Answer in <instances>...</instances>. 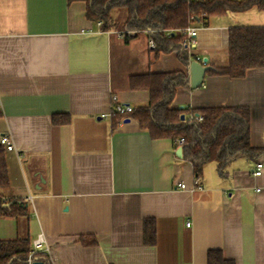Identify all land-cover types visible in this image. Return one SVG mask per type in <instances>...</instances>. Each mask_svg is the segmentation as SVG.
Returning <instances> with one entry per match:
<instances>
[{
	"label": "crops",
	"instance_id": "crops-1",
	"mask_svg": "<svg viewBox=\"0 0 264 264\" xmlns=\"http://www.w3.org/2000/svg\"><path fill=\"white\" fill-rule=\"evenodd\" d=\"M109 17L115 28L104 31L81 1L0 0V140L13 145L2 199L27 208L0 217V241L31 243L40 233L53 264H207L209 250L264 264V68L233 79L207 69L194 88L188 71L196 58L225 67L230 30L264 27V10L204 19L194 24V47L167 50L148 45L154 31L127 30L125 8ZM175 72L187 85L172 109L246 108L249 144L261 152L220 170L207 162L197 177L176 140L152 139L134 118H101L112 96L147 105L149 92L131 89L133 77ZM60 115L69 123L54 125ZM150 218L157 235L148 247L141 231ZM88 236L95 245H83Z\"/></svg>",
	"mask_w": 264,
	"mask_h": 264
},
{
	"label": "trees",
	"instance_id": "trees-1",
	"mask_svg": "<svg viewBox=\"0 0 264 264\" xmlns=\"http://www.w3.org/2000/svg\"><path fill=\"white\" fill-rule=\"evenodd\" d=\"M81 1L86 4V17L100 22L104 31L115 28L109 17L115 8H125L128 20L124 26L127 30L145 32L149 29L155 49L180 48L184 39L182 29L190 22L202 23L209 17L231 13L246 12L251 8L264 10V0H67ZM225 67L209 68L208 73L226 75L230 78H242L250 69L264 68V27L232 28L228 38ZM158 45V46H157ZM187 85L183 73H161L135 76L131 89L149 92L146 106L133 108L129 114L114 113L113 104L110 118L117 124L125 116L138 121L141 129L147 130L152 139L163 137L177 140L183 139L182 150L185 160L193 163L194 174L200 176L201 167L207 162H216L220 170L224 163L236 155L251 157L261 152L251 147L249 137V111L246 108H205L188 111L172 109L171 101L177 87ZM180 115L184 117L180 119ZM192 116H201L202 121L189 120ZM54 125L68 124L65 115L53 116ZM9 187L6 166V151L0 145V217H20L26 214L24 203L3 201V192ZM5 204H8L5 206ZM142 243L151 247L156 243V226L154 219H144L142 223ZM92 237H81L85 246L96 244ZM86 239L91 242H86ZM88 240V241H89ZM29 240L0 241V264H26L30 254ZM35 261L45 263L41 254ZM207 264H234L223 259L219 250H209L206 255Z\"/></svg>",
	"mask_w": 264,
	"mask_h": 264
},
{
	"label": "built area",
	"instance_id": "built-area-1",
	"mask_svg": "<svg viewBox=\"0 0 264 264\" xmlns=\"http://www.w3.org/2000/svg\"><path fill=\"white\" fill-rule=\"evenodd\" d=\"M192 18H190V22L188 23V25L182 29V34L184 35V39L182 41V44L186 47H194L195 44V38H196V33L197 30L196 27L194 26V23L192 22ZM148 45L150 46H154L153 42L150 40L148 42ZM196 61L201 63L202 59L201 58H196ZM206 65V63L204 62L202 64V66ZM112 103L115 105L114 108V113L115 114H120V115H125V114H129L133 111V108L129 105H124V104H119L116 101V98L114 96H112L111 98ZM111 112L110 113H106L104 115L101 116L102 119H108L110 118ZM189 120H195L196 122H201L202 121V117L201 116H192L189 118ZM122 120H120L119 122L121 123ZM175 143L179 146L182 145L183 143V139L182 138H178ZM0 145L2 147L5 148L6 151L11 152L13 150V145L12 142L10 140L9 137H3L0 140ZM262 169V165L261 164H256L254 169L251 171L252 175L254 177H259L261 176V171ZM196 183V181H195ZM180 188H183V185L180 184L179 186ZM30 200V197L28 198ZM189 224H187L186 226H188ZM45 238L43 237L42 234L38 233L35 236V239L31 242V248H30V254L28 255L27 259H26V264H35L38 261H35V256L37 254H41L44 258H45V263L44 264H53L51 258H48V251L45 248ZM43 264V263H41Z\"/></svg>",
	"mask_w": 264,
	"mask_h": 264
},
{
	"label": "water",
	"instance_id": "water-1",
	"mask_svg": "<svg viewBox=\"0 0 264 264\" xmlns=\"http://www.w3.org/2000/svg\"><path fill=\"white\" fill-rule=\"evenodd\" d=\"M207 63V59L204 58L201 63L197 62L196 60L192 61L189 64L188 71L190 73V86L191 87H197L202 83L204 72L209 69L206 65L202 66L203 63ZM180 119L183 120L184 117L180 115ZM129 120L126 119L125 122H128ZM181 149H179L180 151ZM35 264H41L40 262H36Z\"/></svg>",
	"mask_w": 264,
	"mask_h": 264
}]
</instances>
